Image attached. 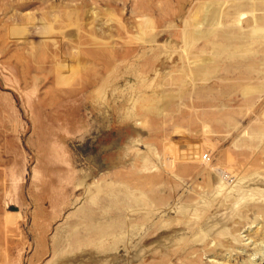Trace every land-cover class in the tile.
Listing matches in <instances>:
<instances>
[{
	"label": "rangeland",
	"instance_id": "374dc122",
	"mask_svg": "<svg viewBox=\"0 0 264 264\" xmlns=\"http://www.w3.org/2000/svg\"><path fill=\"white\" fill-rule=\"evenodd\" d=\"M0 264H264V0H0Z\"/></svg>",
	"mask_w": 264,
	"mask_h": 264
}]
</instances>
